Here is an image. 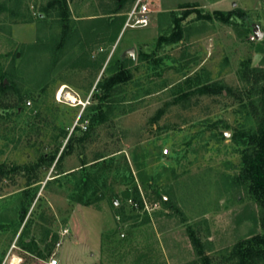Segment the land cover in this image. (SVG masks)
I'll use <instances>...</instances> for the list:
<instances>
[{
  "label": "rangeland",
  "instance_id": "rangeland-1",
  "mask_svg": "<svg viewBox=\"0 0 264 264\" xmlns=\"http://www.w3.org/2000/svg\"><path fill=\"white\" fill-rule=\"evenodd\" d=\"M52 2L0 0V168L9 171L0 176V264L14 255L21 264L60 257L59 233L72 228L65 201L84 160L102 190L94 210L82 208L73 223L92 247L59 264H202L190 225L212 242L213 257L260 233L259 206L237 179L241 157L231 136L236 127L256 126L252 69L264 67V0H163L149 26L125 30L134 0H66L62 21ZM216 11L235 14L226 22ZM179 32L187 42L175 41ZM130 48L134 56L125 53ZM122 54L132 59V77L84 139L95 88ZM196 75L189 87L185 78ZM204 84H219L223 93L192 92ZM63 86L85 105L58 101ZM222 121L229 125L220 126L224 138L210 127ZM61 127L73 141L48 166L41 157L61 144L58 157L67 144ZM58 173L61 180H51ZM134 183L150 216L137 228L115 216L119 204L136 205L125 196Z\"/></svg>",
  "mask_w": 264,
  "mask_h": 264
},
{
  "label": "trees",
  "instance_id": "trees-1",
  "mask_svg": "<svg viewBox=\"0 0 264 264\" xmlns=\"http://www.w3.org/2000/svg\"><path fill=\"white\" fill-rule=\"evenodd\" d=\"M120 4H122V2H120ZM48 8H57L56 14L59 18H61V21L69 15L66 0H54V2L49 4ZM120 11L121 6L118 5L114 8L112 13H118ZM216 14L224 21L230 22L232 16L235 14V11L227 13L216 11ZM118 16L119 15H113L104 19L105 31H108L116 23ZM208 16L211 17L212 15L208 14ZM121 26L122 24L120 25V28ZM92 28L93 26H90L86 29V31L89 32ZM174 38L175 41H179L183 39V35L179 32L174 36ZM127 57L128 56L126 54H122L121 60L118 59L109 61L106 70L110 71L111 74L98 82L92 96L94 103L88 107L90 111L88 113L89 125L85 130L84 139L89 137L93 127L104 121L107 108L111 107L113 102L116 100L120 84L128 82L132 77L131 71L129 70L130 61L132 59H127ZM252 70L255 71L254 75L252 74ZM252 70V73H249L248 76L250 77L253 75L254 81L252 82V85L254 91H252V94L254 93L258 95V99L252 101L254 110L253 114L256 117V126L254 128H246L245 126L236 127L232 133L231 141L238 146V151L240 152L241 157V168L237 179L241 184H244L248 196L259 206V218L261 221L262 231L260 233H252L245 239L237 242L227 254L221 255L220 257H213L208 253V251L211 250L212 242H204L200 233L193 228V225H190L191 244L196 251V255L202 259V264H264V67L253 68ZM194 79L199 80V77L197 75L195 77L187 76L185 78V82L188 83L189 87H192V81ZM222 89V86L219 84H204L198 87V89H194L192 92L218 94L223 93ZM189 93L191 92L185 93L184 95L188 97ZM220 126L229 127V125L223 121L221 124L215 122L210 127L213 128V131H215L214 133H217L224 138V131L220 129ZM61 128L60 136L68 138L67 144L64 146L58 157L57 155L61 149V144H59L54 154L43 155L41 157L42 160H47L48 166H51L54 162L55 165H57L62 156L65 154L67 145L73 141L72 133L68 137V130H66L65 127ZM104 157L105 155H102L98 158ZM87 163L88 162L85 160L82 162V167L80 168L82 173H80L79 177L74 182L73 191L68 196L71 200L81 204L91 205L98 201L99 196L97 194L100 190H102V188L101 185H96V181L99 179L95 173L85 172V168L89 166ZM8 172V169L0 168V176H5ZM31 176L32 175L29 176V179ZM61 176L63 175L58 173L57 176L51 180H61ZM32 183V181H29L27 186L30 187ZM125 196L127 197V200H135L136 205H127L126 207L119 204L115 214V216L119 218V222L128 224V226L131 225V227L134 228L150 222V216L144 209L143 199L137 183H134L131 189L125 191ZM159 196L161 201L165 203V195L160 193ZM141 209L144 210L142 218L140 213ZM26 212L27 210L25 209H22L20 212V218L22 221L25 219Z\"/></svg>",
  "mask_w": 264,
  "mask_h": 264
},
{
  "label": "built area",
  "instance_id": "built-area-1",
  "mask_svg": "<svg viewBox=\"0 0 264 264\" xmlns=\"http://www.w3.org/2000/svg\"><path fill=\"white\" fill-rule=\"evenodd\" d=\"M161 9L160 0H134L131 7L126 12V20L124 23L123 30L127 28H143L151 24L153 12H157ZM56 98L58 101L69 100L68 97L64 94L63 89H60ZM71 101V100H70ZM73 105H85V103L78 99L77 95L75 100L71 101ZM164 153H168V149H164ZM69 233V228L65 227L60 232V239L56 242V248H59L62 244V237L67 236ZM48 264H58V258L55 257V252L48 260Z\"/></svg>",
  "mask_w": 264,
  "mask_h": 264
},
{
  "label": "crops",
  "instance_id": "crops-1",
  "mask_svg": "<svg viewBox=\"0 0 264 264\" xmlns=\"http://www.w3.org/2000/svg\"><path fill=\"white\" fill-rule=\"evenodd\" d=\"M160 4H161V7H162V5L164 4L163 0H160ZM161 10L162 9L157 11V13L160 12ZM184 37H183V39H181L179 41H181L182 43L187 42ZM69 200L70 201L66 200L65 202L68 203L66 205L70 207V211L71 212H70L69 223L71 225L70 227H72V228H69V226L67 224L62 226L61 230H63L65 227L69 228V233L68 234H70V236L67 237L68 239H66L64 241V243H62V247L61 248L60 247L56 248L57 250H59V254H60L59 258L56 255L57 258H58V264H59L60 260L63 259V257L65 258V254L71 253V252L75 251V249H81L82 250L85 247H87V248H91L92 247V245L90 243H88L87 241L83 240V238L81 236V233H80V231H82L81 228H80V230H77V227H76V225L73 222L76 219V215H77L78 211H81L82 208L89 207V208H92V210H94V208L90 207V205H84V204H81V203L76 202V201L71 200V199H69ZM101 232H102V228L100 227L98 229L99 237L101 236ZM59 239H60V233H59V238L57 240H59ZM20 258H21V260H23V256L22 257L20 256ZM21 262H23V261H20L19 264H21ZM46 264H48V262Z\"/></svg>",
  "mask_w": 264,
  "mask_h": 264
},
{
  "label": "bare ground",
  "instance_id": "bare-ground-1",
  "mask_svg": "<svg viewBox=\"0 0 264 264\" xmlns=\"http://www.w3.org/2000/svg\"><path fill=\"white\" fill-rule=\"evenodd\" d=\"M66 86H63L62 89H64ZM66 96L68 97L69 100L74 101L75 100V95L71 92H66ZM19 258L14 255L13 258L11 259V264H19Z\"/></svg>",
  "mask_w": 264,
  "mask_h": 264
},
{
  "label": "water",
  "instance_id": "water-1",
  "mask_svg": "<svg viewBox=\"0 0 264 264\" xmlns=\"http://www.w3.org/2000/svg\"><path fill=\"white\" fill-rule=\"evenodd\" d=\"M262 35H263V32H262V31H260V33H259V36H258V37H262ZM125 53H127V54H130V55L134 56V55H135V49H134V48L127 49V50L125 51ZM226 133H227V131H226ZM115 203H118V200H117V199H115Z\"/></svg>",
  "mask_w": 264,
  "mask_h": 264
}]
</instances>
